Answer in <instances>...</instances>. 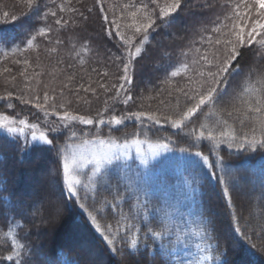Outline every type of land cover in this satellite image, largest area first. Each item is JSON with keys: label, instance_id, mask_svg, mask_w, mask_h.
Instances as JSON below:
<instances>
[{"label": "trees", "instance_id": "1", "mask_svg": "<svg viewBox=\"0 0 264 264\" xmlns=\"http://www.w3.org/2000/svg\"><path fill=\"white\" fill-rule=\"evenodd\" d=\"M129 2L104 0L103 4H97L96 0H71L68 8L76 11L60 12L57 6L64 5L65 0H55V3L38 0L39 12H57V17L49 16L45 22L38 18L35 9H26L22 0H0V97L12 93L11 99H0V114L40 124L53 142L30 145L0 132V236L8 231L10 224L22 226L17 232L27 248L23 257L25 264H196L202 255L209 253L213 260L203 264H264V251L259 250L264 248V148L257 146L252 151L247 145L238 149L235 144L230 148L224 142L213 149L207 139L196 141L189 134L199 128L207 108L182 129L147 120L141 126L134 118L125 119L118 126L120 131L115 128L110 131L108 125L97 129L92 125L72 124L70 128L76 129L78 137L89 133V140L95 139L98 133L100 138L113 136L122 143L125 135L139 133L141 141L168 142L169 149L146 166L135 160L115 162L94 183H89L84 176L77 188L78 198L65 190L58 150L66 142L77 143L79 139L69 140L71 134L65 128L52 132V124L44 126L42 122L48 119L53 123L64 110L94 120L98 112H104L107 119L110 115L123 117L133 112L168 111L165 105L169 101L175 104L177 95L173 91L169 96V91L185 84L184 77L171 78L170 72L181 63L191 64L195 49L202 52L215 49L208 42L209 37L216 38L212 28L221 22L227 23L225 15H230L232 6L241 0H181V8L167 18V23L158 18L159 9L151 0H131L137 6L148 5L156 23L149 29L148 40L142 46L139 45L142 37L136 36L134 43L143 51L129 68L132 82L125 84L119 78L123 73L117 57H126L127 53L102 17L107 15L109 21L116 19L123 9H112V6ZM164 2L160 0L161 4ZM248 3L251 6L252 0ZM4 12L10 14L7 22ZM11 15L18 18L11 20ZM255 15L253 11L252 17ZM61 17L68 24L57 31L54 20ZM46 24L53 27L51 38L58 37L63 43L55 45L37 37V48L23 51L35 29ZM82 44H87L89 51L77 56ZM17 46L21 50L12 54L11 50ZM52 47L57 51H48ZM81 58L85 61L83 65L79 63ZM25 59L31 65L27 67L26 74L31 77L28 81L19 75L25 68ZM234 65L239 71L234 70L228 77L227 96L241 91L247 80L255 82L264 74V48L259 44L245 45ZM4 68L11 71L5 73ZM69 76L73 79L69 80ZM12 77H16L15 81ZM169 79L171 84L165 83ZM64 83L70 87L64 88ZM101 84L109 91L101 88ZM113 85H124L117 100L112 99L116 91ZM89 88L90 91L84 90ZM45 93L50 97L46 108L51 113V105L55 103L56 115H45L32 104L15 99L26 95L33 102L38 97L43 103ZM126 96L132 99L124 104L121 101ZM180 99L183 104V97ZM9 103L11 108L7 106ZM222 107L217 105L218 110ZM222 115L238 136L248 131L247 125L241 128L238 120L227 117L226 113ZM215 121L213 116L206 122L212 126ZM181 148L188 150L182 153ZM196 151L207 155L210 165L219 162V167L204 165L193 154ZM221 177L225 185L220 184ZM130 184L135 191L130 189ZM224 187L229 189L231 203L223 195ZM117 200L120 203L113 211ZM81 204L97 216L102 228L112 225L117 252L89 225ZM121 211L128 217L124 223L134 226L131 231L122 228L116 232ZM165 224L168 235L160 240H153L150 234L146 237L149 228L163 231ZM137 228L138 250L132 251L126 241ZM236 228L242 232H236ZM202 229L211 232V238ZM245 234L256 245L255 249L246 241ZM121 249L123 255L119 254ZM9 251V243L0 239V257ZM216 256H220L219 261ZM0 264L12 262L3 260Z\"/></svg>", "mask_w": 264, "mask_h": 264}, {"label": "snow or ice", "instance_id": "2", "mask_svg": "<svg viewBox=\"0 0 264 264\" xmlns=\"http://www.w3.org/2000/svg\"><path fill=\"white\" fill-rule=\"evenodd\" d=\"M26 9L29 11L36 10L38 18L47 22L48 17H57V12L48 10L44 12H39L40 4L38 0H22ZM51 3H55V0H50ZM71 0H65L64 5L57 6L60 12L65 11H76V9H69L68 5ZM97 4H103L104 0H96ZM153 5L159 9L160 20H164L166 23L169 22L167 18L172 17L178 9L181 8V0H165L163 4L160 0H151ZM122 8L123 11L121 15L116 19L109 21L107 15L102 18L106 24H110L111 29L115 31V37H118L123 50L127 53L126 57H117L121 60L122 75L119 77L125 84H130L132 78L129 73V68L131 67L132 61L142 55V45L148 40V31L153 28L156 23V18L153 16V12L148 10V5L141 3L137 6L132 3L122 5H113L112 9ZM111 10V9H110ZM89 12L92 11L91 8L88 9ZM104 9L101 8V12ZM154 11V10H153ZM255 11V18L252 17V12ZM83 16V14L81 13ZM5 22L9 19L10 14L8 12L3 13ZM18 17L11 15V20H16ZM87 19V17H84ZM225 22H221L219 25L212 28V32L216 33V38L213 40L212 37L208 38L209 44L215 46L214 50L201 51L200 49H195V56L193 57L191 64L181 63L178 67L170 72L171 78H176L179 76L184 77L185 84L183 86L177 85L174 89L169 91V96L173 94V91L177 93L175 104L170 101L165 106L169 109L165 112H153L151 114L144 112H133L123 117H117L116 115H110L107 119L104 118V112L97 113V119L86 118L83 115L73 114L67 110H64L62 114L57 116L60 124L64 128H68L72 123H79L83 125H92L99 129L103 125H108L110 131L116 129L120 131L118 126L123 125L125 119L134 118L136 121L141 122L143 126V121H151L157 125L163 126V123L170 125L173 129H182L186 127L187 123L191 122L193 117L198 113L203 112L205 108L208 109L204 113V120L199 124V128H194L189 134L195 138L196 141L207 139L213 145V149L218 147L220 143L227 142L231 148L234 144L240 149L247 145L252 151L256 150V147L264 148V74H261L255 82L250 79L247 80L242 86V90L236 92L235 95L227 96L228 92V77L232 72L239 71V69L234 65L240 55V49L245 45L259 44L261 48H264V0H252L251 6L248 0H241V2L236 3L231 8V14L225 15ZM54 24L59 28H62L68 24L67 20L61 18H56ZM53 31L51 25L46 24V26L38 27L35 29L31 37L26 41L25 48L23 51L35 50L37 48L36 40L37 37H42L48 39L50 43L55 45H60L63 43L58 37L53 40L50 33ZM136 36H141L138 46L134 43ZM72 49H76V44H72ZM21 49L19 46L14 47L11 51L15 54ZM50 52H56L57 48L52 47L48 49ZM89 47L87 44H82L79 51L76 52L77 56L81 53L87 54ZM5 56L8 55L7 52L4 53ZM187 57L188 53H184ZM20 63V61H15ZM25 68L19 75L24 77L25 81L31 79L27 73V67H30V62L28 59L23 61ZM79 63L83 65L85 63L84 59L81 58ZM11 70L9 68H4L3 72L7 73ZM95 71V69H93ZM35 75H39L36 73ZM105 75H107L105 73ZM251 72L249 73V76ZM16 77H12V81H15ZM69 80L73 77L69 76ZM165 83L171 84V80H166ZM64 88H69L68 83L63 84ZM101 88H105V91H109L105 85L101 84ZM116 89L115 95L112 97L113 100H117L120 96V91L124 88V85L112 86ZM85 91H90L91 89H84ZM34 91V90H33ZM63 95V94H62ZM227 96V98H225ZM180 97H183V104L181 103ZM12 93L8 92L6 96L0 97V99H11ZM21 101V103L32 104V107L43 110L45 115H56L54 109L56 108L55 103L51 105L53 111L48 112L46 105L50 99L49 95L45 93L43 97V103L39 102L38 97H34L30 100L26 95H18L15 97ZM54 99V98H53ZM131 96H126L121 102L127 104L131 100ZM161 103H164L161 101ZM107 104V101H105ZM217 105H223L219 110ZM229 105L231 106L229 108ZM239 105V106H237ZM9 108L12 104L7 105ZM64 108V105H60ZM104 111H108L105 108ZM222 113H226L227 117L236 119L239 121L241 128L247 125L248 131L244 132L242 136H238L235 129L228 124L227 120L224 119ZM235 114V115H234ZM216 117L215 124L210 126L207 123L209 117ZM163 122V123H162ZM19 125L20 127H17ZM59 124L56 127L51 128L52 132L59 130ZM30 127L32 129V139L34 141L38 140L42 144H52V140L47 137L43 131H39L37 135L38 127L36 124H31L23 119L13 120L8 115L0 114V129L5 130L8 134H19L23 135L24 128ZM89 133H85L83 137H78L76 131H72L69 140L79 139V143H68L66 142L58 150L60 156V172L62 175V182L66 188L67 193L72 197L78 198L77 188L83 181L81 180V173L85 167L86 158L83 155V150L88 145H99L98 151L92 152V160L89 162H94V168L92 169V174L88 176V182L94 183V178L104 172L105 166H111L115 162H121L127 159V152L131 148H135L136 156L139 158V163L142 166H146L149 157L156 158L161 150L167 151L169 149L168 142H148V152L144 153L141 150V145L145 141L139 139V133L132 134L131 137L125 135L120 142V138L110 136L108 139L100 138L99 134H96L94 140H89L87 136ZM240 141V142H238ZM188 149L181 148L180 152H186ZM196 157L200 158L204 165L209 167H219V162L216 165L209 164V157L203 155L201 151H196L193 153ZM123 180L124 177H121ZM220 184L225 185L226 181L223 177L220 178ZM130 189L135 191L136 189L130 184ZM94 190V189H93ZM223 195L229 199L231 203L230 192L227 187L223 189ZM120 200H117L113 205V211H115L116 204H119ZM81 208L87 212V221L89 225L104 239L106 244L110 247L113 252H117L115 247V234L113 233L112 225H106L104 228L101 227L98 222L97 216L91 211H88L86 206L81 204ZM120 218L117 220L118 233L122 228L131 231L134 227L130 223H124L127 221L128 217L123 211L119 213ZM22 227L19 223L15 225H9L8 231L0 236V239H4L9 243L10 251L6 256L0 257V261L6 260L11 261L12 264H25L24 255L27 251L26 245L19 238L17 229ZM236 232L241 233L242 229L236 228ZM202 232H208V237L211 238L212 233L207 229H202ZM138 233L139 228L136 229V233L132 234L126 241L128 248L132 251L138 250ZM150 234L153 240H160L162 237L168 235L167 224L163 231H153L151 228L148 229L147 235ZM246 236V234H245ZM180 236L177 235V240ZM246 241L251 244L253 249L256 248L254 243H251V238L246 236ZM199 247V246H198ZM163 248V245H162ZM264 251V248L259 249ZM202 251H204L202 249ZM119 254L123 255V250H119ZM217 261L220 260V256H216ZM213 257L209 253L208 255H202L196 264H203L205 261H212ZM173 264H182V262H173Z\"/></svg>", "mask_w": 264, "mask_h": 264}, {"label": "rangeland", "instance_id": "3", "mask_svg": "<svg viewBox=\"0 0 264 264\" xmlns=\"http://www.w3.org/2000/svg\"><path fill=\"white\" fill-rule=\"evenodd\" d=\"M11 119H13V118H11ZM13 120H15V119H13ZM16 120H18V119H16ZM25 121H26V120H25ZM28 123H29V122H28ZM31 124H35V123H29V125H31ZM50 124H52V125H51L52 127H56V126L59 124V125H60L59 128H61V129L64 128L63 125L60 124V122L58 121V119H56L53 123L50 122V121H48V119H45V120L42 122V125H44V126H47V125H50ZM72 124H75V123H72ZM72 124H70L68 128H65V129L68 131V133H70V134H71L72 131H76L75 128H73V129L70 128V126H71ZM36 125H37V127H38L37 135L39 134V131H43V132L46 134V131L41 127L40 124H36ZM17 127H20V126L17 125ZM0 132L4 133V134H6V135H9V136H11V137L17 138L18 140H21V141H22L23 143H25V144H30V145L42 144V143H40L38 140L34 141V140L32 139V135H31V133H32V129H31L30 127L24 128L23 135H19V134H15V135H13V134H8V133H7L5 130H3V129H0ZM92 140H94V139H92ZM79 142H80V141H79ZM79 142H77V143H75V144H78ZM98 150H99V145H98V144H97V145H88V146H86V147L84 148V150H83V155H84V157L86 158V163H85V167H84V169L82 170V173H81V180L83 179L84 176H86L87 179H88V176H90V175L92 174V169L94 168V162H89V161L92 160V152H93V151H98ZM141 150H142L144 153H147V152H148V143H147V142H145V143H143V144L141 145ZM164 152H165L164 150H161L160 153H159V155H158L156 158H151V157H149V159H148V163H151V162H153V161L159 159V158L164 154ZM129 160H135V161H137V162L139 163V158L136 156V150H135V148H131V149H129L128 152H127V159H126V160H122L121 162L129 161ZM148 163H147V164H148ZM139 165H141V164L139 163ZM141 166H142V165H141ZM106 167H107V166H105V168H106ZM95 178H96V177H95ZM95 178H94V179H95ZM64 187H65V186H64ZM65 190H66V188H65ZM74 234L76 235V233H74ZM72 235H73V232H72ZM76 240L78 241V239H76ZM75 244H76V242H75Z\"/></svg>", "mask_w": 264, "mask_h": 264}]
</instances>
